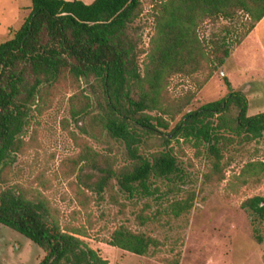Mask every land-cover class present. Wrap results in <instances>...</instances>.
I'll return each instance as SVG.
<instances>
[{
  "label": "trees",
  "instance_id": "1",
  "mask_svg": "<svg viewBox=\"0 0 264 264\" xmlns=\"http://www.w3.org/2000/svg\"><path fill=\"white\" fill-rule=\"evenodd\" d=\"M149 4L154 31L148 47L135 25L144 13V0H31L28 17L0 43V225L34 242L44 252L39 264H108L78 237L80 232L62 228L42 200L23 188L3 186L6 168L24 147L29 111L34 105H50L63 88H78L69 98V112L82 133L125 148L126 160L121 161L110 151L102 153L85 144L73 165L96 172L93 189L99 195L107 192L116 203L118 194L127 200L145 199L144 208L134 214L138 226L147 228L165 216L176 228L175 236L160 239L121 224L106 243L136 255L156 256L171 239L173 258H161L167 264L179 263L195 201L194 192L163 201L166 193L159 184L173 183L180 172L177 156L168 148L171 139L205 155V179L212 182V177L225 179L224 159L231 149L264 137V112L248 115L246 96L226 76L223 98L185 113L169 132L160 130L169 129L194 96L167 98L169 81L200 75L196 89H201L262 20L264 0ZM205 23L213 26L208 38L200 34ZM82 82L93 97L79 90ZM150 140H158L161 149L151 151ZM150 198L159 207L153 214L146 213ZM241 207L255 222L264 221V196L247 198Z\"/></svg>",
  "mask_w": 264,
  "mask_h": 264
},
{
  "label": "rangeland",
  "instance_id": "2",
  "mask_svg": "<svg viewBox=\"0 0 264 264\" xmlns=\"http://www.w3.org/2000/svg\"><path fill=\"white\" fill-rule=\"evenodd\" d=\"M83 1L89 4L93 0ZM30 6L31 0H0V43L9 39L11 30L21 26L30 13ZM144 6V13L135 25L140 28L142 44L148 47L154 31L149 0H144ZM212 30V24L205 23L200 34L208 38ZM224 76L234 89L246 96L248 115L264 112V17L233 48L225 64L201 89H196L200 75L174 76L169 81L167 98L186 100L191 93L194 96L169 129H160L161 132H169L185 113L223 98L227 94ZM81 89L93 97L83 82ZM77 91L78 88L69 85L50 105L32 107L29 124L22 135L24 147L6 168L3 186L23 188L30 196L42 200L62 228L80 232L78 237L108 260V264H167L161 258H173L169 251L171 239H167V245L156 256L136 255L106 243L111 232L121 224L160 239L175 236L176 228L166 223L165 216L147 228L138 226L134 214L144 208L145 199L127 200L118 194L116 203L107 192L99 195L93 189L98 178L96 172L81 164L73 165L72 161L85 144L126 160L124 146L108 138L95 141L82 133L80 124L72 120L69 98ZM149 144L151 151L161 149L158 140H150ZM168 148L177 156L180 172L173 183L159 184L161 193H166L163 201L167 203L187 192L195 194L178 264H264V221L255 222L241 207L247 198L264 196V137L228 152L223 181H217L216 177H212V182L206 181L209 161L204 154L197 155L189 143L172 138ZM147 203L150 205L147 214L159 208L151 198ZM43 256L44 252L34 242L0 225V264H39Z\"/></svg>",
  "mask_w": 264,
  "mask_h": 264
},
{
  "label": "water",
  "instance_id": "3",
  "mask_svg": "<svg viewBox=\"0 0 264 264\" xmlns=\"http://www.w3.org/2000/svg\"><path fill=\"white\" fill-rule=\"evenodd\" d=\"M222 74H224V72H222Z\"/></svg>",
  "mask_w": 264,
  "mask_h": 264
}]
</instances>
